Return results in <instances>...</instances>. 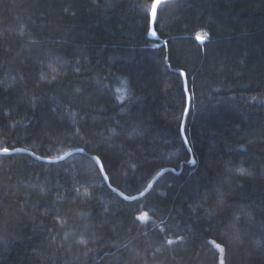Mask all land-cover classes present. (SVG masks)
Listing matches in <instances>:
<instances>
[{"label":"trees","instance_id":"trees-1","mask_svg":"<svg viewBox=\"0 0 264 264\" xmlns=\"http://www.w3.org/2000/svg\"><path fill=\"white\" fill-rule=\"evenodd\" d=\"M150 3L0 0V149L85 150L0 154V264H264V0Z\"/></svg>","mask_w":264,"mask_h":264},{"label":"snow or ice","instance_id":"snow-or-ice-1","mask_svg":"<svg viewBox=\"0 0 264 264\" xmlns=\"http://www.w3.org/2000/svg\"><path fill=\"white\" fill-rule=\"evenodd\" d=\"M164 3V0H151V3H150V8L148 9V13H147V16H146V19L149 20V27H148V32L150 35L152 36H156L157 33L156 31L151 27V25L155 24L158 22V12L161 10V6L163 5ZM204 36H207V33H204ZM197 40H201L202 37L200 34H197ZM180 76H185V73L181 72L179 73ZM41 79L43 80L44 77L41 76ZM187 92V87L185 86V93ZM189 111V109L187 107L184 108V113L187 114ZM183 130V129H182ZM10 149L7 148V147H4L2 149H0V152H2L3 154L7 155L9 153ZM14 151H20V149H15ZM78 151L81 153V154H84L85 153V150L84 148H80L78 149ZM69 155L68 153H65V156ZM37 159H41L40 157H37ZM90 160L92 162H94V164L92 165L93 168H95L96 166H99L98 168V174L102 175L103 176V179L105 181H109L111 178L110 176L108 175L105 167H104V161L103 159L100 157V156H97V155H93L90 157ZM240 171L243 173V169H240ZM151 187V185H149V188ZM108 188L111 189V191L113 193H116L118 197L122 198L123 200H132V201H135L138 199V197H135V196H131V195H125L124 192H118L117 191V188L115 187H112V184L109 183L108 184ZM76 192H77V195H79V189H76ZM146 192L147 190L145 191H141L139 193V197H144L146 195ZM221 199H222V194H221ZM217 203H220V200L217 201ZM79 215H83V214H79ZM147 217V214L146 213H141L137 219L141 220V221H144ZM63 223V222H62ZM3 241L0 240V243H2ZM80 244H83L84 241L83 240H80L79 241ZM169 244H172L173 241L169 240L168 241ZM212 244L215 246L216 249H218L221 253L224 252V247H222V244L221 243H217L215 240L212 241ZM219 264H224V260L223 259H220L219 261Z\"/></svg>","mask_w":264,"mask_h":264},{"label":"water","instance_id":"water-1","mask_svg":"<svg viewBox=\"0 0 264 264\" xmlns=\"http://www.w3.org/2000/svg\"><path fill=\"white\" fill-rule=\"evenodd\" d=\"M164 1H167V0H164ZM151 27L154 29V24L151 25ZM149 37L152 38V39H156L157 38V35L156 36H152L149 34ZM183 71L179 70V73H181ZM184 73V72H183ZM183 77V81H184V90H185V86L187 87L186 85V76H182ZM186 98H187V104H186V107L189 109V106H190V95L188 93V90L186 92ZM188 114V113H187ZM187 114L183 113V116H182V121H181V135L184 139V142L186 143L187 145V140H186V135H185V131H184V127H185V122H186V117H187ZM183 129V130H182ZM188 146V145H187ZM4 148V147H3ZM189 148V147H188ZM10 151L9 153H26L30 156H32L33 158H36L37 157H40L41 159H38V160H41V161H45V162H57V161H61L63 159H65L66 157L70 156L71 154L73 153H76V152H79L78 149L80 148H72V149H68L67 151H65L64 153L56 156V157H44V156H40L36 153H34L33 151H31L30 149H27V148H24V147H15V148H9ZM15 149H20V151H14ZM190 149V148H189ZM65 153H68L69 155L65 156ZM0 154H3L2 152H0ZM195 163V160L193 159V157L191 156L190 160H189V164L190 165H194ZM99 167V166H98ZM168 170H173L172 168H169V167H165V168H162L160 169L159 171L156 172V174L150 179V181L147 183L146 187L142 190V191H145L147 190V192L149 191V189L153 186V184L155 183V181L166 171ZM180 170H178L176 173H178ZM149 185H151V187L149 188ZM118 192H121L119 190H117ZM141 192V191H140ZM139 192V193H140ZM139 193L137 194H134V195H131V196H135V197H138V199L142 198V197H139ZM127 195V194H125Z\"/></svg>","mask_w":264,"mask_h":264},{"label":"rangeland","instance_id":"rangeland-1","mask_svg":"<svg viewBox=\"0 0 264 264\" xmlns=\"http://www.w3.org/2000/svg\"><path fill=\"white\" fill-rule=\"evenodd\" d=\"M126 80L123 79L121 82H120V86H119V89H118V95H119V98L120 99H123V97L125 96V92H126Z\"/></svg>","mask_w":264,"mask_h":264},{"label":"bare ground","instance_id":"bare-ground-1","mask_svg":"<svg viewBox=\"0 0 264 264\" xmlns=\"http://www.w3.org/2000/svg\"><path fill=\"white\" fill-rule=\"evenodd\" d=\"M188 143V142H187ZM162 169V168H161ZM109 182V181H108Z\"/></svg>","mask_w":264,"mask_h":264}]
</instances>
